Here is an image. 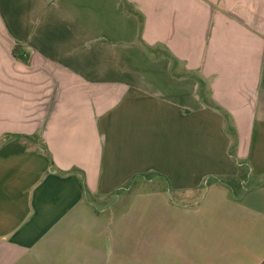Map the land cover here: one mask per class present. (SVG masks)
I'll return each mask as SVG.
<instances>
[{"label":"crops","instance_id":"crops-1","mask_svg":"<svg viewBox=\"0 0 264 264\" xmlns=\"http://www.w3.org/2000/svg\"><path fill=\"white\" fill-rule=\"evenodd\" d=\"M14 143L0 264H123L120 224L100 222L124 215L119 193L264 177V0H0V149ZM216 199L237 215H185L186 235L249 239L264 264V215Z\"/></svg>","mask_w":264,"mask_h":264},{"label":"rangeland","instance_id":"rangeland-1","mask_svg":"<svg viewBox=\"0 0 264 264\" xmlns=\"http://www.w3.org/2000/svg\"><path fill=\"white\" fill-rule=\"evenodd\" d=\"M202 84L201 90L206 92L207 83ZM240 169L241 178L223 179L219 183L207 180L202 187L186 194L169 192L167 185L156 179L133 187L129 194L119 193V209L124 215H102L100 222L110 230L113 224H120L121 244L125 245L121 263L136 264L137 246L151 248V256L149 251L145 255L143 252L142 264H230V258L242 264L258 263L260 256L255 254L249 239L234 247L233 236L224 235L222 230L206 235L198 229H190L187 235L185 231V215H191V225H197L196 215H237L232 205L216 199L223 195L233 201L237 198V202L252 210L249 215H264V177L248 179L249 164L241 165ZM167 203L176 210L169 211ZM135 211L138 215H134ZM256 222L259 226V221ZM260 231L254 227L253 236H260ZM100 242L95 239L96 244ZM112 243L110 240L109 244Z\"/></svg>","mask_w":264,"mask_h":264},{"label":"trees","instance_id":"trees-1","mask_svg":"<svg viewBox=\"0 0 264 264\" xmlns=\"http://www.w3.org/2000/svg\"><path fill=\"white\" fill-rule=\"evenodd\" d=\"M145 50H147L145 48ZM147 52L149 53V51L147 50ZM13 55L16 56V50L13 51ZM173 63H175V61L173 60ZM189 76H192V74H188ZM193 77V76H192ZM195 78V77H194ZM201 82V81H199ZM17 138H23L25 140H27L30 144H32L33 142H35L37 140V137L35 136H30V137H18ZM27 145V143L25 144ZM25 150V147L20 146L19 144H11L10 146L4 147L3 149H0V156H5L11 153H19ZM241 178V176H239Z\"/></svg>","mask_w":264,"mask_h":264}]
</instances>
